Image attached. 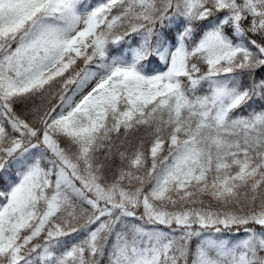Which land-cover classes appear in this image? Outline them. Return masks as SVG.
Instances as JSON below:
<instances>
[{"label":"snow or ice","instance_id":"snow-or-ice-1","mask_svg":"<svg viewBox=\"0 0 264 264\" xmlns=\"http://www.w3.org/2000/svg\"><path fill=\"white\" fill-rule=\"evenodd\" d=\"M0 264H264V0H0Z\"/></svg>","mask_w":264,"mask_h":264},{"label":"trees","instance_id":"trees-1","mask_svg":"<svg viewBox=\"0 0 264 264\" xmlns=\"http://www.w3.org/2000/svg\"><path fill=\"white\" fill-rule=\"evenodd\" d=\"M253 106L258 108L259 107V104L257 103L256 105H253ZM20 110H21V106L17 105V111L19 112Z\"/></svg>","mask_w":264,"mask_h":264}]
</instances>
